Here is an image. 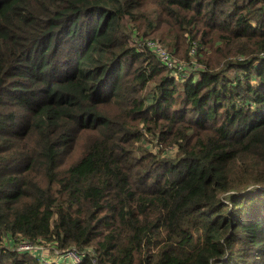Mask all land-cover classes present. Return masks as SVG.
<instances>
[{"label": "trees", "instance_id": "1", "mask_svg": "<svg viewBox=\"0 0 264 264\" xmlns=\"http://www.w3.org/2000/svg\"><path fill=\"white\" fill-rule=\"evenodd\" d=\"M24 244L264 264V0H0V264Z\"/></svg>", "mask_w": 264, "mask_h": 264}, {"label": "built area", "instance_id": "2", "mask_svg": "<svg viewBox=\"0 0 264 264\" xmlns=\"http://www.w3.org/2000/svg\"><path fill=\"white\" fill-rule=\"evenodd\" d=\"M142 44H145L149 46L151 49L156 50V53H158L161 57L162 62L164 63V66H167L169 69H172V73L177 77L179 73L182 71L183 66L174 58H171L170 54L167 52L166 49L163 48L162 45H160L157 42L149 41L147 44L146 42H143ZM24 251H41L42 247L37 246L33 247L30 245H22L21 246ZM55 254L57 256V261L51 262L46 259V255L44 252L41 254V258L43 259V262H51L52 264H82L85 261V258L87 256H93L94 252L91 251V248H88L85 252L78 251L76 249H69L66 251H59L56 250ZM34 255V254H33ZM38 257V256H36ZM93 257L92 259H94ZM93 263L96 262V259L92 260ZM42 262V264H43Z\"/></svg>", "mask_w": 264, "mask_h": 264}, {"label": "rangeland", "instance_id": "3", "mask_svg": "<svg viewBox=\"0 0 264 264\" xmlns=\"http://www.w3.org/2000/svg\"><path fill=\"white\" fill-rule=\"evenodd\" d=\"M123 25L125 26V28H127V27H129V28H131L132 26H131V24H130V21L129 20H125V22L123 23ZM132 30V29H131ZM134 45H135V43H134ZM142 48H147V49H149V50H153V49H150V48H148V47H142ZM180 63V62H179ZM181 65L184 67V64L183 63H181ZM192 70H189V72H191ZM186 73H188L187 71H186ZM233 74H234V72L233 71H231L229 74H228V78L230 79V80H232V77H233ZM155 147V145L153 144V148ZM40 247H42V249H41V251H44V252H46L48 249H49V252L52 254V255H55V251L53 250V248L52 247H47V246H40ZM91 251L92 252H94L93 251V248L91 247ZM28 253H30V255L31 254H34L35 256L37 255V251H28ZM57 260V259H56ZM94 260V259H93ZM49 264H52L51 262H48ZM43 264H47V262H43Z\"/></svg>", "mask_w": 264, "mask_h": 264}, {"label": "crops", "instance_id": "4", "mask_svg": "<svg viewBox=\"0 0 264 264\" xmlns=\"http://www.w3.org/2000/svg\"><path fill=\"white\" fill-rule=\"evenodd\" d=\"M47 247H49V246H47ZM51 247V246H50ZM54 250V249H53ZM55 251V250H54ZM44 251H37V255L36 256H38V258L40 259L41 258V254L43 253ZM44 254L46 255V259L48 260V261H51V262H54V261H57L58 259H57V256H56V254L55 255H52L50 252H49V249L46 251V252H44ZM57 259V260H56ZM40 261L41 262H43V259H40ZM39 261V262H40Z\"/></svg>", "mask_w": 264, "mask_h": 264}]
</instances>
